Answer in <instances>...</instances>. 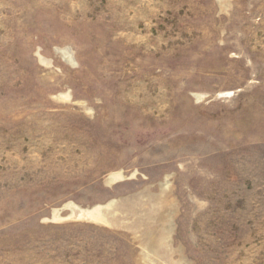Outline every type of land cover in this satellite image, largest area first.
I'll return each mask as SVG.
<instances>
[{
	"label": "rangeland",
	"instance_id": "1",
	"mask_svg": "<svg viewBox=\"0 0 264 264\" xmlns=\"http://www.w3.org/2000/svg\"><path fill=\"white\" fill-rule=\"evenodd\" d=\"M0 264H264V0H0Z\"/></svg>",
	"mask_w": 264,
	"mask_h": 264
}]
</instances>
